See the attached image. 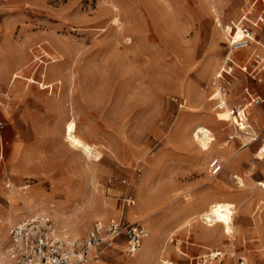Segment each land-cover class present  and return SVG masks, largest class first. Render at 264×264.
Wrapping results in <instances>:
<instances>
[{
    "label": "rangeland",
    "instance_id": "obj_1",
    "mask_svg": "<svg viewBox=\"0 0 264 264\" xmlns=\"http://www.w3.org/2000/svg\"><path fill=\"white\" fill-rule=\"evenodd\" d=\"M217 18L253 32L234 64ZM257 56L264 0H0V264L10 228L37 213L70 240L98 219L146 227L135 255L121 235L88 264H264V69L258 82L239 68ZM221 84L257 140L214 104ZM69 120L100 160L67 144ZM197 124L217 137L206 153ZM216 201L235 205L234 234L203 220Z\"/></svg>",
    "mask_w": 264,
    "mask_h": 264
},
{
    "label": "built area",
    "instance_id": "obj_2",
    "mask_svg": "<svg viewBox=\"0 0 264 264\" xmlns=\"http://www.w3.org/2000/svg\"><path fill=\"white\" fill-rule=\"evenodd\" d=\"M245 36L239 41L230 40V51L249 46L252 43V30L244 27ZM234 62L231 59L228 62ZM257 63L252 68L249 64L239 67L244 73L258 81H262L259 73L264 69V62L260 56L255 59ZM260 63V64H259ZM259 66L261 69L258 70ZM232 66L221 71L219 79L224 74L230 75ZM222 92L227 93V85H219ZM246 101L259 103L261 96H254L248 88H245ZM238 112V108H234ZM3 126V122H0ZM258 137H256L257 139ZM222 168L218 158L210 162L209 172L217 174ZM128 204H135L133 197H129ZM126 237L125 252L133 255L142 246L147 236V229L138 222L123 223L118 219H110L105 222L96 220L88 233L81 239L70 240L59 236L53 218L46 213H37L27 217L13 225L9 230L7 244V259L10 264H88L92 261H103V249L113 248L117 238Z\"/></svg>",
    "mask_w": 264,
    "mask_h": 264
},
{
    "label": "bare ground",
    "instance_id": "obj_3",
    "mask_svg": "<svg viewBox=\"0 0 264 264\" xmlns=\"http://www.w3.org/2000/svg\"><path fill=\"white\" fill-rule=\"evenodd\" d=\"M217 25L219 27L220 32H223L227 37H229V40L233 39L234 41H239L243 39L245 36L246 32L244 29H239L236 26H233L230 24H224L221 18H217ZM232 53H233V50L229 52L226 60L231 58ZM248 53L249 52H246L245 54H248ZM222 68L223 66L216 71V78H218V76L220 75ZM223 93L224 92H222L221 89L219 88L218 93H217L218 95L215 96V99L217 101L214 104H216L217 108L221 110V112L223 113L227 121H232L238 127L239 131L241 132L244 131L243 134L249 135L251 142L255 141V137L249 132V128H248L249 125L247 124L245 111L242 108H238V107H237L238 112L234 111V108H231L228 102L226 101L225 94ZM192 137H193V140H195V143H197L199 151H201L202 153L208 152L211 149L212 145L217 140V137L215 136V133L213 132V130L204 124H197L195 126ZM64 139L71 148H73L76 151L81 152L86 159L88 160L89 159L91 160L101 159L100 153L91 144L86 142L84 139H82L78 135L77 125L74 120H69L66 122L65 128H64ZM260 159H264V156L261 155ZM235 177L239 180L238 183H240L241 185L245 184V180L242 176L236 175ZM234 207L235 205L230 202H222V201L212 202L208 205L207 210H205L201 216L203 220H205L209 224V226H216L217 224H220L222 226L223 232L226 235H232L234 234V229L232 226ZM132 212L133 210L130 211V213ZM105 215L107 216V214ZM147 235H148V231H147ZM150 249H151V246H148V247L146 246V252L149 253ZM133 255H135V253ZM133 255H130V256H133ZM212 256L213 257H216V256L225 257V254L218 249H214ZM242 264H246V263L243 262Z\"/></svg>",
    "mask_w": 264,
    "mask_h": 264
},
{
    "label": "crops",
    "instance_id": "obj_4",
    "mask_svg": "<svg viewBox=\"0 0 264 264\" xmlns=\"http://www.w3.org/2000/svg\"><path fill=\"white\" fill-rule=\"evenodd\" d=\"M256 81H258V80H256ZM262 81H263V79H262ZM262 81H258V82H262ZM260 96V95H259ZM66 124V123H65ZM255 140H257L256 139V137H255ZM243 147H244V145H243ZM237 156H239V155H237ZM8 239H9V237H8ZM7 244H8V242H7Z\"/></svg>",
    "mask_w": 264,
    "mask_h": 264
}]
</instances>
